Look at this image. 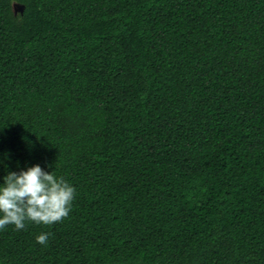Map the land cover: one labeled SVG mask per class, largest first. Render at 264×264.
Returning a JSON list of instances; mask_svg holds the SVG:
<instances>
[{
    "label": "trees",
    "instance_id": "16d2710c",
    "mask_svg": "<svg viewBox=\"0 0 264 264\" xmlns=\"http://www.w3.org/2000/svg\"><path fill=\"white\" fill-rule=\"evenodd\" d=\"M5 153L76 193L0 264H264V0H0Z\"/></svg>",
    "mask_w": 264,
    "mask_h": 264
},
{
    "label": "clouds",
    "instance_id": "9594fccd",
    "mask_svg": "<svg viewBox=\"0 0 264 264\" xmlns=\"http://www.w3.org/2000/svg\"><path fill=\"white\" fill-rule=\"evenodd\" d=\"M10 156L0 157L5 174L0 179V230L6 225L23 229L26 221L36 224H52L66 217L75 198L76 188L62 175L47 171L39 163L9 168ZM50 233L35 236L40 244H46Z\"/></svg>",
    "mask_w": 264,
    "mask_h": 264
},
{
    "label": "water",
    "instance_id": "95a60500",
    "mask_svg": "<svg viewBox=\"0 0 264 264\" xmlns=\"http://www.w3.org/2000/svg\"><path fill=\"white\" fill-rule=\"evenodd\" d=\"M14 8H15V11H23L24 9V6L22 4H19V3H14Z\"/></svg>",
    "mask_w": 264,
    "mask_h": 264
}]
</instances>
